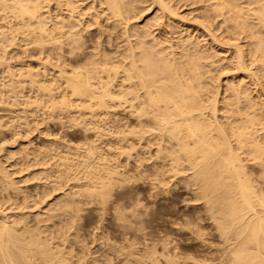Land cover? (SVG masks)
I'll return each mask as SVG.
<instances>
[{"label":"bare ground","instance_id":"1","mask_svg":"<svg viewBox=\"0 0 264 264\" xmlns=\"http://www.w3.org/2000/svg\"><path fill=\"white\" fill-rule=\"evenodd\" d=\"M185 1L203 3L205 11L201 17L208 22L219 18L218 33L214 27L210 30L207 24H202L206 28L202 35L210 38L214 47L226 44L227 49H234L227 52H230L227 58L221 55L228 60L231 73L240 74L226 91L221 79L219 82L218 77H212L216 51L220 48L202 43L205 39L201 36L199 39L198 32L197 36L185 33L184 37L179 34L178 40L172 42L169 37L166 41L164 32L178 30L175 21L184 18L174 0H0V135L5 128L10 131L13 127V139H9L19 141L12 144L14 150L10 148L3 154L9 160L14 159L6 162L15 167L13 172L17 175L22 173L19 179L24 184L31 179H39L36 182L40 184L45 178L44 190L40 189L43 194H37L30 204L32 209L37 208L41 219L54 214L53 209L60 204L55 207V200L61 197L66 206L76 210L80 197L88 200L99 197L105 202L104 197L109 196L107 193L117 179L133 177L129 176L131 168L140 170L150 164L156 167V173L177 175L178 181H191L197 186L199 199L205 201L219 224L225 243L230 242L227 254L221 252L228 255L227 260L232 259L235 264H264V0ZM142 2H149V7L140 5L141 11L154 6L151 12L154 13L148 15L143 25L142 21L134 22L130 30L128 22L139 18L142 12L138 5ZM154 21H161L168 30L164 26L163 35L160 29V35L154 34ZM105 23H110L113 31L117 26L125 29L128 38L123 36L127 44L121 55L119 49L116 55H111V47L107 48L115 45L113 41L117 39ZM178 47L182 49L177 51ZM38 54L44 56L38 57L41 60L36 59L38 64L34 65L31 61ZM247 77L251 81H246ZM228 90L230 94H224ZM51 118L53 123L59 119L61 130L66 125L69 128L79 125L83 139L73 144L66 132L56 136L49 127ZM41 123L46 127L41 130L42 125L38 133L35 129ZM17 125L25 128L28 137L22 142L16 136L22 132ZM34 131L42 144H35ZM3 135L0 149L2 142L7 143ZM7 145L11 146L7 143L4 147ZM1 158L0 180L9 188L14 187L17 180H12L13 172L8 171ZM251 164L257 167V172L252 171ZM49 182L58 196L51 197ZM11 200L9 203L14 202ZM8 201L3 202L4 207ZM2 205L0 264H63L56 262L61 246H53V241L49 243L51 246L47 241L42 244L34 241L38 232L25 235L31 222L24 224L23 206H19L22 212L17 206L15 211L20 213L10 214V208L6 211ZM62 231L67 232L64 228ZM53 233H48L50 240ZM170 258L169 264L174 261ZM191 258L194 264L200 261ZM181 259L177 258V264H186L188 259Z\"/></svg>","mask_w":264,"mask_h":264},{"label":"rangeland","instance_id":"2","mask_svg":"<svg viewBox=\"0 0 264 264\" xmlns=\"http://www.w3.org/2000/svg\"><path fill=\"white\" fill-rule=\"evenodd\" d=\"M175 2L178 3L176 6H177V8L179 7L178 10H179V12L182 13V14L180 13V15L181 16L183 15V17H184V18L183 17H181V18H183V20L185 21L184 22L182 19H179L180 21H178V20L175 21V22H177V24L179 25L181 30L177 25L178 30L176 28L171 29V31H173V35L171 34L172 32L170 30H169L170 33L168 32V34H167V31H166V34H165L164 28L166 26L161 24V21L160 22L154 21L152 23L153 24L152 28H154L153 30L155 32H153V33L160 35V34H158V32L161 30L159 33H162V35H163V32H164V36L166 37L165 38L166 41H169L167 39L170 37V40L172 42L175 41L176 38L178 40L180 37H184L185 35H188V33H190L193 36H197V34L199 33L198 34L199 39H202V38H203L202 40L205 39L202 43H205L207 46L213 47L215 49L220 48L219 50L217 49V51H216L217 56L215 57V60H216L215 63L217 61L218 62L216 64L214 63L215 66L213 64L214 69L212 70V73H213L212 77L213 76L215 78L218 77L219 82L222 81L221 84H222L223 90L225 89L224 91H226L228 86H229V83L233 84V82L236 79L240 78L239 73H238L239 75L236 73H234V74L231 73V71H230L231 69L229 68V63H227L228 60L226 59L227 56H230V52H233L234 49L233 48L232 49L230 48L231 50L227 49L228 46L226 44H222L223 46H220V44H217V45L215 44L216 47H214V45H213L214 42L209 40L210 38L204 37L202 35V34H205L204 32L206 30V28H205V30L203 29L204 25L202 28V24H205V25L207 24V28H209V29H210V27H211V29H212V27H214L215 28V29L213 28L214 32L216 31L218 33V29L216 30V26H218V24H217L218 22H216V21L219 20V18H217V20H216V18H214L212 21L210 20V22H208V20H205L204 18H202L201 16H202L203 12L205 11V8L202 7L203 3H201L202 4L201 5L200 2H198L199 3V7H198V3L197 4L192 3L191 1L190 2L185 1L186 4H185L184 0L183 1L181 0L180 4H179L178 0H174V4H176ZM190 3H191V5H190ZM140 5H142L143 8L145 6H147V8H148L149 2H144V4L142 2L138 6H140ZM142 6H140V8L138 7L140 10V11L139 10L138 11L142 12V13H139V16H137V18L138 17L139 18L136 19V21H135L136 17L133 18L134 20L131 19L130 24H129L130 21L128 22V25L130 26V30L133 29V27H134L133 23L134 22H135L134 24H137V23H140L142 21L140 24H142V23L144 24V22H146V20L149 18L150 14L152 15L154 13V12L151 13L152 9L154 10V8H153L154 6L150 8L151 10L150 9L147 10L145 8V11L143 9H142L143 11H141ZM143 13H144V15H143ZM200 13H201V15H200ZM164 21L167 22L166 19H164ZM170 21L171 20H169V22ZM182 23H183V25H180ZM107 25H109V26H107ZM107 25H106V23L104 24V26L105 27L107 26L108 28L111 26L110 23H107ZM208 25H210V26H208ZM118 27H119V29H118ZM121 27L117 26L116 30L114 28V31H113V28L110 27V29L113 32L112 36L114 37V39H117V40H114L112 37V40H114L113 43L116 42L114 44L115 45L117 44L116 46L113 44H112L113 46L112 45L107 46V48L111 47L110 49L112 51L109 49L110 52L113 53V54L110 53L111 55H116L118 53V51H116V49L120 50L118 55H121L125 51L124 48H126V44H127L125 38L127 37L126 36L127 34H124L125 29L122 30L123 27L122 28ZM199 27H201V29ZM167 28L168 27H166L165 30H168ZM189 28L193 29V32H195V33L190 32ZM199 29L201 31H199ZM120 30H122L124 32H122ZM178 31H180V32H178ZM117 32H119V33L122 32V33H120V34L118 33L119 35H117ZM131 32L132 31H130V33ZM179 34L180 35L183 34V35L180 36ZM166 35H168V37ZM174 35H175V37H174ZM115 36H116V38H115ZM118 36H120V37H118ZM123 36H125V38ZM200 36L202 38H200ZM172 37L175 39H173ZM123 38H124V41H123ZM202 40H200V41H202ZM208 41L212 42V44H210V42H208ZM118 42H119V44H118ZM167 44L170 45V42H167ZM175 47H177V46H175ZM177 49H176L177 51H180L179 49H182V48L178 47ZM109 50H107V51H109ZM122 50H124V51H122ZM228 51H230L229 54L227 53ZM226 54H227V56H226ZM221 55L222 56L224 55L223 57H226V58H223ZM43 56H44V54H43ZM43 56L42 55L40 56V54L34 56V58H33L34 60L32 59L33 62L31 61V63L34 65H37L38 64L37 60H39L38 57H43ZM28 62L30 63V61H28ZM249 63H251V62L249 61ZM224 66H225V68H224ZM250 66L252 67V65H250ZM254 67H255V65H253V68ZM226 68L229 70H227ZM255 68H254L255 71L257 70L256 72L260 76L263 75L262 72L259 73L260 70L257 69V67H255ZM213 71H215V72H213ZM225 71H227V72H225ZM224 73H226V75ZM219 74H221V75H219ZM242 76H244V75H242ZM214 77H213V79H214ZM219 78L221 79V81ZM249 78L250 77H247V78H245V80L251 81L252 78L251 79H249ZM262 78H263L262 81H264V76ZM225 82H226V84H225ZM224 94L229 95L230 91L228 90L227 93L225 92ZM65 119H67V118H65ZM53 120L54 119H52V120L48 119L49 127H51V130H53V131H51L52 133L54 132L53 134H55V135L58 134V136H59V135H61V131H62V133L66 132L67 133L66 136L68 135L67 136L68 140L72 141L73 144H74V142L79 143V141L81 139H83V136H82L83 133L81 132L82 130H80L79 125H78L79 127L77 125L76 126L72 125L73 127H70V128H69V125H66V127L63 128V130H64L63 131V130H61L62 127L60 125H58L59 119H57L58 121L55 119L57 122L55 121L54 123H53ZM40 125L41 126L39 127V129H35L37 132L45 124L43 125V123H41ZM17 126H18L17 128L19 130L21 129L22 132L19 131L20 133L16 136L22 142L23 139L26 140L28 137H26L27 135L25 136V133H26L25 128H23L19 125H17ZM19 127H21V128H19ZM45 127L46 126L41 128V130L45 129ZM10 128H11L10 131H9V128H5L4 129L5 133L3 132L4 135L2 134L5 137V138L3 137L4 138L3 141H5V139H6V142L9 145H11V146L7 145L8 147L7 146L4 147L7 143H4L5 145L3 144V142L1 143L3 145V147H2V149H0V157H2L1 159L2 160L4 159L3 161H5V162L7 160H9V159H7V155H6L7 152L6 151H8L10 148H11V150H14L15 146H12V144L15 145V143L18 144V142H19V141L13 142L11 140V139H13L12 137L14 135L13 132H14L15 128H13V127H10ZM7 129H8V133H7ZM67 130H68V132H67ZM36 131H34L35 135L33 132V135H34L33 138H35V144L40 145V142L42 144L43 141L42 140L40 141V139H38V140L36 139V135H37ZM58 131H60V132H58ZM9 132H10V134H9ZM11 132L13 135L11 134ZM55 132H58V133H55ZM20 134L23 135V137L20 136ZM80 134H81L82 138L79 137ZM2 135H0V136L2 137ZM8 135H11V136H8ZM6 136H7V138H6ZM24 136H25V138H24ZM20 137H21V139H20ZM9 138H11V139H9ZM70 138H72V139H70ZM7 139L9 140V142H11V144L8 142ZM74 140H76L77 142ZM38 142H39V144H38ZM3 148H5V149H3ZM4 152L6 154H3ZM9 161L11 163V161H14V159L12 158V160L10 159ZM9 161H7V162H9ZM5 162H4V165H5ZM6 167H9V169L7 168L9 172H13L14 171L13 168H15V167H13V168L10 167L9 163H7ZM154 168L156 169L155 166L153 167V165H150V164L144 165L143 168H141L140 170L135 168V170L133 171L134 168H131L129 176H133V177H130V178L128 177L126 179L120 177L119 179H117L118 181L113 183V187L111 185L110 188H112V189L111 190L109 189V192L107 193L109 196H105L104 197L105 199L103 198L105 200V202H103V200L99 197L97 199H92L93 201L91 199L88 200V198L85 197V198H87L88 202L85 200V198L82 197L83 198L82 199L80 197L79 202H78V205L79 204L80 205L79 206L77 205L79 210L78 209L76 210V208L73 209V207L71 208V207L66 206V203L64 202L62 197L60 199L63 201H61L60 199H56L57 201L55 200L54 205H55V207L57 205L58 206L53 209L54 214H52V215L54 217L52 215H47V216L44 215L45 219L43 217H42L43 219L39 218L37 215V208L35 207L36 209L34 208L35 209L34 210V209H32V205L30 206V204H32V202H33V200L37 194H39V193L43 194V191H41V190H44L45 184L43 182L46 181L45 178H43L44 180L42 179L43 182H42V180L39 181L40 184L42 182L41 185L38 184V182H36L39 179H35V181L33 179H31L30 181H28V182H30L29 184L25 183L28 186L27 187L20 180L22 173L19 174V172H18V175H17V172H13L12 180L13 179H14L13 181L17 180V182H15V184H14V187L9 188L8 186L5 185L4 180L3 181L0 180V191L5 188L3 191L0 192V195H1L0 197H2V195H5V198L3 197L4 200L2 198H0V202L3 204L2 205L0 203V205H2L3 206L2 208L5 209L6 211L9 210L8 212L10 214L15 211V208L17 206H18L17 207L18 209L17 208L16 209L19 211H20V207L23 206V207H21V209H23L24 212H26L25 217L27 218V219L25 218L26 222L24 221V224L29 225V222H31L30 225L28 226L30 231L28 232V234H26L27 233L26 232L25 235L29 237L33 233H34V235H36L38 232L39 235L37 234V236L34 238V241L36 240V242H40L41 244L43 242L46 243V241H47V243H46L47 245L49 243H51L52 241L54 242V240H55L56 242L55 243L52 242V245L53 244L57 245L58 248L60 246L62 247V249L59 248V250H58L59 252L57 253L56 258L57 259L60 258V259L58 261L56 260V262L61 261L60 263H63V264H65V262H66V264H169L168 258H170V257H171L170 258L171 260L174 259V261H172L174 263H172L171 261H170V263L171 264H177V258L181 259V257H179V255L184 256L181 259L182 261H186L188 259L186 261V264H188V263L194 264V263H192L193 261L190 260L191 256H192V258L196 257V258H194L195 260L198 258L197 262L200 259L201 262L199 261L196 264H203L204 262H206V260L209 263L212 260L211 264H214V263L215 264H235V263H233L232 259H231L232 261L227 260V258H229L228 255L222 254L223 252L227 254V249L229 247L230 242L226 241L227 243L228 242L229 243L228 244L225 243V240H224L225 237H222L223 233L221 232L222 230L219 229L220 228L219 224L217 223L216 220H214V217H212L213 215L206 208V205L204 203L205 201L202 198L199 199V192L196 188L197 186H194V183L191 181L187 182L190 185H188L186 182H185L186 183L185 184L181 179H179V181H178L177 177H176L177 175L171 176L172 174H169V173H166L167 175H165V174L162 175L161 173L159 174V172L156 173ZM250 168L253 169L252 170L253 172H257L256 166L251 164ZM142 169L144 170L143 172H142ZM145 170H148V171H145ZM145 173H148L149 175L148 174L146 175ZM152 173H154L155 179H154ZM131 174H134V175H131ZM143 174H145V175H143ZM14 175L15 176L17 175V176L15 177ZM157 175H159V177ZM160 176H163V180L161 179ZM129 179H131V180H129ZM32 181L35 183H32ZM120 181L123 183L122 185H121ZM70 182H72V181H70ZM16 183H18V184H16ZM19 183H21V184H19ZM191 183H193V184L191 185ZM22 184H24V186ZM30 184H31V186H29ZM50 184L53 186L52 183H50ZM50 184L47 186H49L51 189V197L58 196V194L56 193V190L54 189L55 186H53L51 188ZM3 185H5V186H3ZM17 185H20V186H17ZM153 185H154V187H153ZM187 185L189 186V188ZM195 185H197V184H195ZM2 186H3V188H1ZM21 186L24 189H21ZM68 186L69 185H67V187ZM15 187H16V190H15ZM34 187H35L34 191L36 189H38L35 192L33 191ZM8 189L15 190V191H12L13 192L12 193L11 190H8ZM24 190H26V191H24ZM28 190L30 191V193L28 192ZM5 191H7V192H5ZM14 192H15V194H14ZM32 192H34V193L32 194ZM57 192L60 193L59 190ZM19 193H21V194H19ZM27 193H29V194H27ZM11 195H14V196H11ZM15 195H16V198H15ZM6 196H8V197H6ZM9 196L12 198H10ZM31 198H32V200H31ZM6 199H7V201L8 200L10 201L12 199L11 201H14V202L9 203V201H8L7 205L5 204L7 207L6 206L4 207V203L7 202ZM94 200H95V202H94ZM96 201H98V202H96ZM23 202H24V204H23ZM20 203H22V204H20ZM57 203H60V204H57ZM63 204L66 207H64ZM54 205H53V207H54ZM24 206L25 207L27 206V207L25 208ZM61 206H62V208H61ZM7 208H10V209L7 210ZM27 209H28V211H27ZM57 209L61 214L59 212H57ZM62 209H63V212H62ZM17 210L15 211V214L22 212V210L20 212L19 211L17 212ZM209 212H210V214H209ZM57 213H59L60 215H58ZM36 219H39V220H36ZM53 223H54V225H53ZM34 224H36V225H34ZM38 224H39V226H38ZM40 225H42V226H40ZM58 225H60L61 230H60ZM41 227H43V228H41ZM47 227L52 228V229L55 228V230L47 229ZM62 228H64V230H67V232L65 231L66 232L65 234H67V235L63 234L64 231H62ZM58 230H59V232H57ZM51 231L55 232V233L52 234V236L53 235L54 236L53 237L51 236L53 239L51 238V240H50V234H48V233H50ZM40 234L42 236H40ZM56 234L58 236H56ZM62 234L64 237L62 236ZM59 236H60V238H59ZM65 236H67V239H65ZM41 237H42V239H41ZM61 237H62V239H61ZM46 238H49V239L46 240ZM37 239H38V241H37ZM233 240L234 239H232L230 241H233ZM57 241L59 243L61 242L60 244H62V245L57 243ZM34 246H35V244H34ZM49 246H51V244H49ZM177 252H178V254H176ZM140 254L143 257H141ZM219 255H223L226 257L219 256ZM168 256H170V257H168ZM36 257L38 258V255ZM135 257H137L138 260L140 259L141 261H138V260L136 261ZM209 257H211V258H209ZM222 259H224V261ZM62 260L65 262H63ZM183 264H184V262H183Z\"/></svg>","mask_w":264,"mask_h":264}]
</instances>
